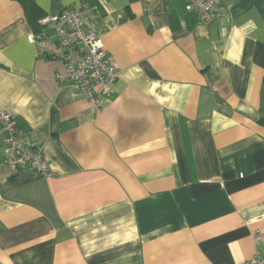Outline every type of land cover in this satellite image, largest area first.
<instances>
[{
    "label": "crops",
    "instance_id": "obj_1",
    "mask_svg": "<svg viewBox=\"0 0 264 264\" xmlns=\"http://www.w3.org/2000/svg\"><path fill=\"white\" fill-rule=\"evenodd\" d=\"M35 3L29 19L0 0V110L52 175L8 167L0 125V264L264 256V0H224L209 24L185 0ZM82 6L121 69L97 107L27 39Z\"/></svg>",
    "mask_w": 264,
    "mask_h": 264
},
{
    "label": "built area",
    "instance_id": "obj_2",
    "mask_svg": "<svg viewBox=\"0 0 264 264\" xmlns=\"http://www.w3.org/2000/svg\"><path fill=\"white\" fill-rule=\"evenodd\" d=\"M224 0H185L183 9L194 14L198 24H209L218 17V6ZM85 6L68 7L55 16L40 20L51 33L29 34V42L42 43L48 56L61 59L63 69L55 74L58 82L69 81L83 94L99 105L98 96H109L110 87L120 75L118 63L110 58L97 34L87 29L82 19ZM96 88H99L96 90ZM13 112L0 110V125L6 131L4 140V162L12 170L28 167L44 177H50L52 170L37 148L28 146L22 132L16 125ZM242 264H264V256L256 254Z\"/></svg>",
    "mask_w": 264,
    "mask_h": 264
},
{
    "label": "trees",
    "instance_id": "obj_3",
    "mask_svg": "<svg viewBox=\"0 0 264 264\" xmlns=\"http://www.w3.org/2000/svg\"><path fill=\"white\" fill-rule=\"evenodd\" d=\"M14 1H17L23 7L24 12L29 19H31L32 13L38 8L37 4L35 3V0H14ZM40 26H41L40 24H36V23L34 24V27L37 28L36 32H40L42 30ZM260 123L264 125V119H261Z\"/></svg>",
    "mask_w": 264,
    "mask_h": 264
},
{
    "label": "rangeland",
    "instance_id": "obj_4",
    "mask_svg": "<svg viewBox=\"0 0 264 264\" xmlns=\"http://www.w3.org/2000/svg\"><path fill=\"white\" fill-rule=\"evenodd\" d=\"M39 24H40V22H39ZM41 25V24H40ZM42 26V25H41ZM42 30L40 31V32H36L35 34H37V33H42V32H45V33H48V31H47V28H45L44 26H42ZM87 28V27H86ZM88 29V28H87ZM256 255V254H255Z\"/></svg>",
    "mask_w": 264,
    "mask_h": 264
}]
</instances>
